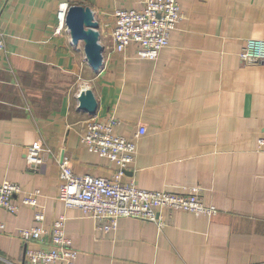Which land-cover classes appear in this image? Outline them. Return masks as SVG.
Instances as JSON below:
<instances>
[{
    "label": "crops",
    "instance_id": "crops-1",
    "mask_svg": "<svg viewBox=\"0 0 264 264\" xmlns=\"http://www.w3.org/2000/svg\"><path fill=\"white\" fill-rule=\"evenodd\" d=\"M141 0H0V186L38 191L37 207L12 202L0 209V264H26L21 229H50L61 216L78 251L76 264H264V62H241L245 40L264 39V0H176L182 20L155 61L137 58V45L114 51L116 10H139ZM88 7L99 24L103 68L88 67L83 44L57 34L60 5ZM89 88L95 116L78 111ZM120 124L128 140L138 127L135 163L123 183L141 190L182 192L198 187L217 214L163 211V225L122 218L114 231L58 200L59 163L75 175L110 179L117 167L82 144L89 118ZM35 142L50 153L26 163ZM45 246H37L44 248Z\"/></svg>",
    "mask_w": 264,
    "mask_h": 264
},
{
    "label": "built area",
    "instance_id": "built-area-1",
    "mask_svg": "<svg viewBox=\"0 0 264 264\" xmlns=\"http://www.w3.org/2000/svg\"><path fill=\"white\" fill-rule=\"evenodd\" d=\"M140 6L139 10H116L113 13L111 38L114 51L123 53L133 44L138 46V59L155 61L161 51L168 47L171 33L182 20V13L176 0H141ZM68 8L66 4L58 8L57 34L68 32L65 25ZM4 50L5 43L0 34V53ZM238 58L241 62H264V39L245 40ZM119 124L114 117L105 122L89 118L81 138L82 144L90 153L116 165L117 171L110 179L75 175L67 158L60 161L61 185L58 200L66 209L80 211L85 217L97 222V230L105 232L114 231L118 220L122 218L162 226L163 211L208 218L217 214L216 207L203 202L201 189L198 187H188L182 192L172 193L141 190L133 182L123 183L125 171L135 163V140L145 134V129L138 127L131 141L115 132ZM257 149L264 151V136L258 138ZM44 153H50V150L42 143L35 142L25 153L26 163L31 166L42 164L41 155ZM17 195L23 196L22 205L37 207L38 191L23 193L17 184L5 181L0 186V209L15 214L18 206L12 200ZM44 218L43 211L36 210V226L21 229L18 233L26 246V264H76L79 253L65 233L66 218L61 216L56 219L50 229L41 226ZM2 229L3 224L0 223V230Z\"/></svg>",
    "mask_w": 264,
    "mask_h": 264
},
{
    "label": "water",
    "instance_id": "water-1",
    "mask_svg": "<svg viewBox=\"0 0 264 264\" xmlns=\"http://www.w3.org/2000/svg\"><path fill=\"white\" fill-rule=\"evenodd\" d=\"M65 25L74 47L83 44L86 63L91 71L97 75L103 68V47L100 44L99 24L94 13L88 7L69 6ZM78 111L95 116L97 101L89 88H84L77 97Z\"/></svg>",
    "mask_w": 264,
    "mask_h": 264
}]
</instances>
